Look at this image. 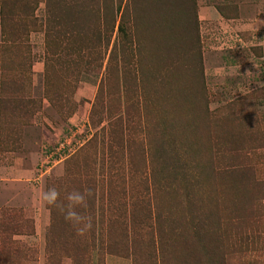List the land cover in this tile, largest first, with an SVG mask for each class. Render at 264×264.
Wrapping results in <instances>:
<instances>
[{
	"label": "rangeland",
	"instance_id": "rangeland-1",
	"mask_svg": "<svg viewBox=\"0 0 264 264\" xmlns=\"http://www.w3.org/2000/svg\"><path fill=\"white\" fill-rule=\"evenodd\" d=\"M263 57L264 0H0V264H264Z\"/></svg>",
	"mask_w": 264,
	"mask_h": 264
},
{
	"label": "clouds",
	"instance_id": "clouds-1",
	"mask_svg": "<svg viewBox=\"0 0 264 264\" xmlns=\"http://www.w3.org/2000/svg\"><path fill=\"white\" fill-rule=\"evenodd\" d=\"M93 195L91 189L80 191L73 189L66 193L61 199V193L57 187L53 186L42 193V200L63 216L66 223L75 231L77 236H85L93 227L92 217L85 215L80 210H87L88 201Z\"/></svg>",
	"mask_w": 264,
	"mask_h": 264
},
{
	"label": "trees",
	"instance_id": "trees-1",
	"mask_svg": "<svg viewBox=\"0 0 264 264\" xmlns=\"http://www.w3.org/2000/svg\"><path fill=\"white\" fill-rule=\"evenodd\" d=\"M71 1L75 2L76 0H71ZM87 1L88 2H94L95 0H87ZM100 1L102 3V7H104V9L109 13V15H112V13H114V14L117 13L118 14L119 11L121 10V2H122V0H100ZM123 12L124 11H122L121 14H120L119 22H118L117 30H116V34H117V37H118V43L112 48V54L116 50L117 52H119V54H121L122 56H125L128 53L134 51V48H132L133 47L132 46L133 45L132 41L134 39H133V36L131 35L130 29L126 28V26H125V15H124ZM79 13L81 15H83V16L85 15L84 17H86V16L90 17L91 16V12L90 11L86 12L85 10H82V11H79ZM89 17H86V18H89ZM114 17L116 18V16L113 15V22H114ZM84 29H85V27H81L78 30V34L81 33V35L83 37H86V38H88V35H90L93 38H95L97 41L100 40V38H102V37H100L98 32L90 31L91 32L90 33V32H88L89 30H87V29H86V32H85ZM136 35H137V33H136ZM104 38L105 37H103V39ZM138 49H136V51Z\"/></svg>",
	"mask_w": 264,
	"mask_h": 264
},
{
	"label": "built area",
	"instance_id": "built-area-1",
	"mask_svg": "<svg viewBox=\"0 0 264 264\" xmlns=\"http://www.w3.org/2000/svg\"><path fill=\"white\" fill-rule=\"evenodd\" d=\"M262 62H263V66H262V68H263V72H264V57H263V59H262ZM61 150H62V147H60L59 149H57V150L54 151V152H50V153H49V158H50V159L55 158L56 156H58V155L60 154Z\"/></svg>",
	"mask_w": 264,
	"mask_h": 264
}]
</instances>
